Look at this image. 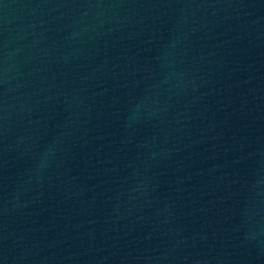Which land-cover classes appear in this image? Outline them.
Here are the masks:
<instances>
[{"label":"water","instance_id":"obj_1","mask_svg":"<svg viewBox=\"0 0 264 264\" xmlns=\"http://www.w3.org/2000/svg\"><path fill=\"white\" fill-rule=\"evenodd\" d=\"M0 264H264V0H0Z\"/></svg>","mask_w":264,"mask_h":264}]
</instances>
